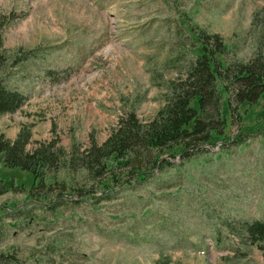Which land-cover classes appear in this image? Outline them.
<instances>
[{
  "label": "rangeland",
  "instance_id": "374dc122",
  "mask_svg": "<svg viewBox=\"0 0 264 264\" xmlns=\"http://www.w3.org/2000/svg\"><path fill=\"white\" fill-rule=\"evenodd\" d=\"M263 26L264 0H0V74L26 98L0 115V134L28 130L27 149L100 143L123 112L155 113L182 77L191 31L217 34L226 61H246ZM261 104L234 109L215 145L189 160L163 155L161 173L106 199L35 190L28 172L0 164V252L9 264H264L236 227L264 219Z\"/></svg>",
  "mask_w": 264,
  "mask_h": 264
},
{
  "label": "trees",
  "instance_id": "16d2710c",
  "mask_svg": "<svg viewBox=\"0 0 264 264\" xmlns=\"http://www.w3.org/2000/svg\"><path fill=\"white\" fill-rule=\"evenodd\" d=\"M191 33V57L182 66V77L167 82L161 104L149 119L140 121L132 110L125 111L102 142L90 137L87 146L79 148L72 142L68 150L57 147L53 140L27 149L28 130L20 129L13 140L0 134V164L28 172L35 180L30 188L35 190L44 187L48 191L57 185L87 197L98 192V197L106 199L131 181H149L156 169L161 173L171 165L163 155L189 160L203 151L201 146L215 145L224 138L229 117L239 105L261 100L264 116V26L246 61H226L232 50L217 34L198 29ZM25 101L23 92L8 87L0 74V115L13 113ZM62 170L71 178L58 180L57 172ZM78 175L84 186L70 187L79 181L74 180ZM8 190L0 177V195ZM4 215L8 214L0 210V224ZM236 227L264 258V219L244 221ZM7 256L0 252V261L9 264Z\"/></svg>",
  "mask_w": 264,
  "mask_h": 264
}]
</instances>
